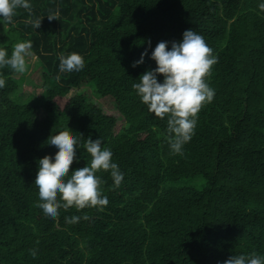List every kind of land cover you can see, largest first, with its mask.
<instances>
[{
	"label": "trees",
	"instance_id": "16d2710c",
	"mask_svg": "<svg viewBox=\"0 0 264 264\" xmlns=\"http://www.w3.org/2000/svg\"><path fill=\"white\" fill-rule=\"evenodd\" d=\"M28 2L32 18H43L40 28L25 23L22 8L12 25L0 19V49L10 57L16 43L31 41L39 62L33 80L43 90L21 97L25 76L0 69V264H224L231 255L264 256V0ZM189 29L218 58L206 78L215 96L183 155H174L167 117L149 112L132 85L155 69L159 42L170 48ZM71 53L85 66L61 73L58 57ZM85 86L113 100L115 112L87 100ZM67 128L78 140L70 172L90 165L83 145L99 138L124 179L115 188L110 172H98L103 211L60 209L52 219L36 207L34 181L39 160L58 151L47 140ZM84 215L90 219L65 220Z\"/></svg>",
	"mask_w": 264,
	"mask_h": 264
},
{
	"label": "clouds",
	"instance_id": "9594fccd",
	"mask_svg": "<svg viewBox=\"0 0 264 264\" xmlns=\"http://www.w3.org/2000/svg\"><path fill=\"white\" fill-rule=\"evenodd\" d=\"M258 7L264 12V3H260ZM20 8L28 12L26 24H31L34 29L41 27L43 18H32L33 9L28 0H0V19L12 25L16 10ZM58 16V11L50 12L47 19L57 20ZM148 44L150 46L151 42L148 41ZM32 47L31 41L16 43L10 57L7 50L0 49V69L10 67L17 74H25L28 71L26 58L34 55ZM146 55L147 49L133 67L142 64ZM58 59L61 73L79 72L85 66L83 57L77 53L66 56L62 54ZM150 59L156 64L155 69L145 71L139 77V83L132 87L149 112L159 119L167 117V142L170 150L174 155H183L184 146L195 134L200 110L214 99L215 90L209 86L206 78L211 75L218 58L213 55V50L204 37L189 29L183 33L180 42L172 41L170 48L169 42H159ZM158 76L163 77L162 83L158 82ZM5 83V79L0 78V89L5 87ZM77 143V138L68 128L50 136L47 144L58 151L54 157L46 155L38 162L34 183L38 188L40 202L36 207L42 209L49 218H58L60 209L67 211L75 208L80 211L96 208L103 211L108 199L102 194V181L97 173L110 172L115 188L124 179L118 164L112 162L113 153L108 148H102L99 138L95 141L89 138L83 145L90 154V165L70 172L76 159ZM81 218L90 219L88 215H84L65 217V220L69 224H75ZM30 254L35 258L36 250H31ZM224 264H264V256L255 252L247 256L231 255Z\"/></svg>",
	"mask_w": 264,
	"mask_h": 264
},
{
	"label": "rangeland",
	"instance_id": "374dc122",
	"mask_svg": "<svg viewBox=\"0 0 264 264\" xmlns=\"http://www.w3.org/2000/svg\"><path fill=\"white\" fill-rule=\"evenodd\" d=\"M26 60L28 64V71L25 74H23V76H25V80L19 88V95H21V97H27L29 95H35L39 97L43 90L42 88L36 86L33 80L34 79L33 73L39 66L38 59L33 55L32 57L26 58ZM79 90H85L86 92L85 97L87 98V100L94 103L97 106V108L101 109L102 112H108V113L115 112V104L113 100L107 97L101 98V97L93 96V94L91 93V89L88 86L81 87ZM76 92L77 90L70 91L69 96H72ZM40 116H42V113H40ZM121 123L122 121H118V124Z\"/></svg>",
	"mask_w": 264,
	"mask_h": 264
}]
</instances>
